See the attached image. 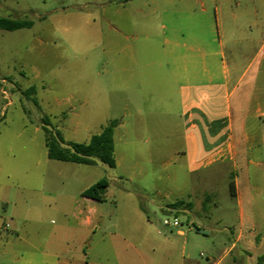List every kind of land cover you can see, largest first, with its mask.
<instances>
[{
  "label": "rangeland",
  "instance_id": "1",
  "mask_svg": "<svg viewBox=\"0 0 264 264\" xmlns=\"http://www.w3.org/2000/svg\"><path fill=\"white\" fill-rule=\"evenodd\" d=\"M189 6L177 0H0V18L33 24L0 29V264H25L2 255L21 232L40 249L61 237L69 264H158L168 252L177 264L184 239L191 240L194 258L208 264L212 243L237 235L230 184L247 181L244 160L207 169L190 164L182 111L173 96H160L152 77L165 68L157 48L171 38L163 26ZM153 61L161 69L147 66ZM31 87L35 93L27 96ZM132 89L139 96H128ZM44 115L65 141L76 143L118 120L116 168L48 161ZM58 173L60 181L48 179ZM102 179L109 183L101 207L105 224L95 233L82 231L72 216L74 202ZM61 192L65 201L56 215L53 194ZM179 200L181 210L170 207ZM175 217L179 227L163 224ZM60 223L66 228L57 229Z\"/></svg>",
  "mask_w": 264,
  "mask_h": 264
},
{
  "label": "crops",
  "instance_id": "2",
  "mask_svg": "<svg viewBox=\"0 0 264 264\" xmlns=\"http://www.w3.org/2000/svg\"><path fill=\"white\" fill-rule=\"evenodd\" d=\"M177 1L190 6L177 11L167 19L168 26H163L171 39L157 48L165 58V68L152 73L155 89L160 96H173L182 111L180 126L190 164L207 169L241 158L247 171L243 185L233 181L238 233L215 240L207 263L253 264L255 257L256 264H264V0ZM147 66L161 69L162 64L153 61ZM128 96H139L138 89H132L131 94L129 90ZM62 175H48V179L60 181ZM93 185L80 191L72 216L82 231L95 233L105 224V216L101 208L104 201L83 196ZM53 197L57 215L62 213L65 196L61 192ZM66 226L60 223L56 228ZM178 234L184 237L182 231ZM16 235L13 242L4 245L2 255L12 253L25 264H69L60 236L52 245L46 240L45 248L40 249L25 233ZM190 242L184 239L177 264H202L188 248ZM26 246L29 249L22 250ZM173 261L168 252L158 264Z\"/></svg>",
  "mask_w": 264,
  "mask_h": 264
},
{
  "label": "trees",
  "instance_id": "3",
  "mask_svg": "<svg viewBox=\"0 0 264 264\" xmlns=\"http://www.w3.org/2000/svg\"><path fill=\"white\" fill-rule=\"evenodd\" d=\"M32 25L30 21L0 18V29L6 31L29 29ZM24 93L29 96L35 93V88L31 87ZM33 103L38 105V101L35 98L33 99ZM117 126L118 120H112L99 134L91 136L87 143L67 142L63 138L62 133L54 127L50 117L44 115L42 117V129L45 134L47 156L50 160L54 161L79 165H96L97 163H101L110 169H115L117 162L115 158L114 131ZM108 186V181L102 179L85 190L83 196L97 201H104V195ZM230 190L234 196V182H231ZM183 205H185L183 201H177L170 207L178 210ZM186 207V209H192V204H186Z\"/></svg>",
  "mask_w": 264,
  "mask_h": 264
},
{
  "label": "built area",
  "instance_id": "4",
  "mask_svg": "<svg viewBox=\"0 0 264 264\" xmlns=\"http://www.w3.org/2000/svg\"><path fill=\"white\" fill-rule=\"evenodd\" d=\"M163 224L165 226H171V227H175V228H177L181 225L177 217H175L173 220L165 219L163 221Z\"/></svg>",
  "mask_w": 264,
  "mask_h": 264
},
{
  "label": "water",
  "instance_id": "5",
  "mask_svg": "<svg viewBox=\"0 0 264 264\" xmlns=\"http://www.w3.org/2000/svg\"><path fill=\"white\" fill-rule=\"evenodd\" d=\"M193 227H194V225H193ZM195 230H196V232H198V233H200V234L206 235V232H204V231H201V230H199V229H195Z\"/></svg>",
  "mask_w": 264,
  "mask_h": 264
}]
</instances>
